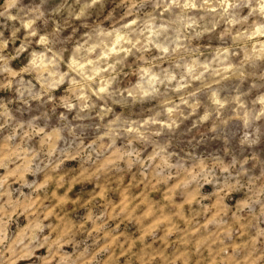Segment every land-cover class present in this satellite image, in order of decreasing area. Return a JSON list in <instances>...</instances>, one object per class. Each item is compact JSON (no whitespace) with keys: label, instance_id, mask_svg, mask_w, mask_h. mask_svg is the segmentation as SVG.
Wrapping results in <instances>:
<instances>
[{"label":"clouds","instance_id":"9594fccd","mask_svg":"<svg viewBox=\"0 0 264 264\" xmlns=\"http://www.w3.org/2000/svg\"><path fill=\"white\" fill-rule=\"evenodd\" d=\"M0 264H264V0H0Z\"/></svg>","mask_w":264,"mask_h":264}]
</instances>
